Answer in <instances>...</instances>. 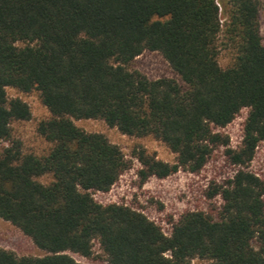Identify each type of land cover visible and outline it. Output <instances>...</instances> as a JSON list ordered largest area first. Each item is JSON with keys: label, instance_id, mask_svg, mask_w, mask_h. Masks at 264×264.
<instances>
[{"label": "trees", "instance_id": "1", "mask_svg": "<svg viewBox=\"0 0 264 264\" xmlns=\"http://www.w3.org/2000/svg\"><path fill=\"white\" fill-rule=\"evenodd\" d=\"M220 35L232 53L225 67L217 61ZM144 50L158 51L181 83L129 69ZM6 87L38 91L50 114L36 127L51 143L46 154L24 152L11 137V121L31 113ZM242 108L241 143L225 149L238 168L208 193L222 201L216 218L187 210L165 233L131 206L93 198L129 162L117 144L73 118H99L123 134L163 142L173 162L134 149L144 180L199 171L215 146L228 145V135L214 128ZM260 141L258 0H0V217L44 251L17 255L0 247V264H83L70 253L90 256L94 240L109 264H192L195 257L264 264V182L244 168ZM47 174V183L36 179Z\"/></svg>", "mask_w": 264, "mask_h": 264}, {"label": "rangeland", "instance_id": "2", "mask_svg": "<svg viewBox=\"0 0 264 264\" xmlns=\"http://www.w3.org/2000/svg\"><path fill=\"white\" fill-rule=\"evenodd\" d=\"M259 2V30L264 43V0ZM220 16V21L224 22ZM218 40L217 61L225 67L232 60V53L224 44L223 36ZM20 44V43H19ZM129 69H136L148 78L172 77L180 79L170 68L166 60L158 51L144 50L134 57L128 64ZM8 98L19 97L27 103L30 118L27 120H13L10 123L11 137L18 139L24 152L36 155L46 154L51 143L36 131L40 120L49 117V111L41 102L37 90L23 92L15 87H6ZM247 114V108H242L234 119L224 127L214 128L228 135L227 146H215L207 157L205 164L197 172L178 169L165 177L154 175L141 180L138 170L140 163L134 156V149L142 147L157 159L173 162L175 154L160 140L151 135L134 136L121 133L115 126H109L99 118L72 119L73 123L86 132H98L105 135L109 141L117 144L128 160L129 166L120 174L118 179L107 191H92L93 198L101 203H120L131 206L143 212L149 219L158 224L165 233H169L171 224L187 210H202L216 218L220 211L221 199L218 194L208 196L215 187L226 183L227 179L238 168L225 153L226 147H237L242 137V125ZM3 144L6 142L3 141ZM256 173L264 182V141L258 142L252 159L244 167ZM42 183L51 180V175L36 178ZM264 199V195H263ZM0 247L11 250L17 255H43L44 251L37 248L32 240L22 231L0 217ZM83 264H109L99 248L97 241H93L92 253L88 257L70 253ZM204 260L193 258L192 264H202Z\"/></svg>", "mask_w": 264, "mask_h": 264}, {"label": "built area", "instance_id": "3", "mask_svg": "<svg viewBox=\"0 0 264 264\" xmlns=\"http://www.w3.org/2000/svg\"><path fill=\"white\" fill-rule=\"evenodd\" d=\"M242 136H243V125H242ZM241 140H242V137H241ZM240 143H241V141H240ZM240 143H239V145H240ZM239 145H238V146H239ZM238 146H237V147H238ZM237 147H234V148H237ZM255 174H256V173H255ZM256 175H257V174H256ZM257 176H258V175H257Z\"/></svg>", "mask_w": 264, "mask_h": 264}]
</instances>
